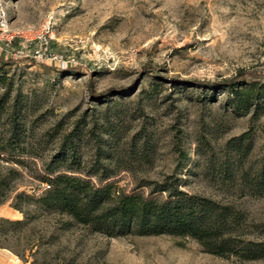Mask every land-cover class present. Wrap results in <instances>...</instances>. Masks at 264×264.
Wrapping results in <instances>:
<instances>
[{
    "label": "rangeland",
    "instance_id": "obj_1",
    "mask_svg": "<svg viewBox=\"0 0 264 264\" xmlns=\"http://www.w3.org/2000/svg\"><path fill=\"white\" fill-rule=\"evenodd\" d=\"M50 18L48 54L65 66L13 57L41 47L25 39ZM0 58V132L13 116L22 130L0 151V172H17L0 218L23 219L13 197L46 190L43 164L74 132L81 168L105 166L103 183L147 195L139 185L180 178L188 193L240 211L241 239L264 241V191L239 180L264 161V104L243 114L227 89L204 84L241 70L264 82V0H0ZM22 207L35 216L31 202ZM39 214L27 239L55 232L49 254L76 264H264L212 255L189 237L56 231L58 218ZM0 264L29 263L0 248Z\"/></svg>",
    "mask_w": 264,
    "mask_h": 264
},
{
    "label": "trees",
    "instance_id": "obj_2",
    "mask_svg": "<svg viewBox=\"0 0 264 264\" xmlns=\"http://www.w3.org/2000/svg\"><path fill=\"white\" fill-rule=\"evenodd\" d=\"M0 63H3L1 58ZM248 76L241 70L231 78L204 84L227 89L230 95L227 104L244 114L264 104V82L249 81ZM4 81L5 76H0V82ZM88 84L90 90V82ZM3 95L6 97L7 93ZM21 132L15 117H11L7 128L0 132V151L11 150ZM74 135V132L66 135L60 143V152L43 164L44 175L39 181L45 184L46 190L37 198L23 192L13 197L11 207L22 213L23 219L0 218V248L10 250L24 263L76 264L74 259L49 254L58 240L55 232H50L46 239L42 235L27 239L25 232H31L30 225L41 212V215L58 218L56 231L82 226L109 236L166 234L189 237L215 256L264 259V241L240 238L244 217L232 205L190 194L182 188L186 182L173 176L139 185L138 188L149 187L147 195L120 191L113 183H103L109 178L105 166L95 165L94 172L81 168L75 154L77 136ZM9 175H17V172L11 169L6 174L0 172V205L12 191ZM224 175L223 181L231 179L227 171ZM92 177H96V181ZM239 180L247 189L264 191V161L255 172H245ZM29 202L35 209L33 218H29L22 207V203ZM24 239L27 240L24 242Z\"/></svg>",
    "mask_w": 264,
    "mask_h": 264
},
{
    "label": "built area",
    "instance_id": "obj_3",
    "mask_svg": "<svg viewBox=\"0 0 264 264\" xmlns=\"http://www.w3.org/2000/svg\"><path fill=\"white\" fill-rule=\"evenodd\" d=\"M52 28L53 25L51 23V18H50L47 21L43 22L36 32L32 33L33 35L31 38L25 39L27 42L36 41L40 44L41 47L38 50H34V49L25 50L24 48H18L17 50L14 51L13 57L16 58L29 57L38 62H43L47 60L53 62L54 64L57 65L59 64V66L61 65V67H64L65 62L62 60L61 56L48 54V42L52 36ZM16 35L19 36V34L12 35L10 36L9 41L13 39V37H16Z\"/></svg>",
    "mask_w": 264,
    "mask_h": 264
}]
</instances>
